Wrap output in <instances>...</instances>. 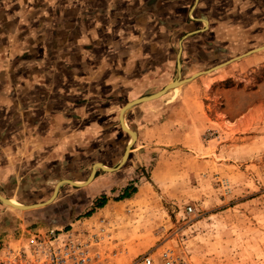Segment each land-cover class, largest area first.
Wrapping results in <instances>:
<instances>
[{
    "label": "rangeland",
    "instance_id": "1",
    "mask_svg": "<svg viewBox=\"0 0 264 264\" xmlns=\"http://www.w3.org/2000/svg\"><path fill=\"white\" fill-rule=\"evenodd\" d=\"M249 1V4L242 5L246 8L245 13L236 12V18L245 21L251 16L254 6L250 3L254 0ZM259 3L264 7V0ZM238 9L241 7L238 6ZM236 41L233 42L237 44ZM259 43L257 47L264 45V38ZM174 50L170 70L172 80L190 77L206 70L211 64L235 57L230 56L234 51L221 53L219 50L203 67L198 66L197 58L190 57L188 60L179 56L181 67L178 70L177 47ZM253 53H259L260 60L246 68L233 70L232 76L223 81L211 82L205 76L198 78L202 82L199 85L202 92L197 86L181 92L185 85L195 83L193 79L189 84L180 83L152 105V111L157 116L155 119L145 121L127 112L126 122L130 129L139 132L140 140H135L131 146L129 153L134 154L133 157L113 171L117 175L121 173V179L115 181L113 189L118 190L117 195H120L124 189L121 185L126 182L130 187L144 186L139 193L136 191L131 195L128 204L115 209L111 219H108L110 227L106 231L110 232V238L105 237L99 249L102 253L107 251L105 256L110 264H130L135 257L145 253H151L156 258L167 249L192 264H264V50ZM229 64L216 70L222 69L219 71L224 73V69L231 67H228ZM110 87L100 90L101 93L73 91L58 99L83 103L79 112L76 108H66L60 102L56 106H46L41 113L42 123L31 127L27 133L34 139L27 140L25 165L16 158L20 159L19 155L23 153L17 146L24 141H19L18 134L11 135L19 131L17 123L8 125L14 130L6 135V129L3 130L5 124L0 125V142L7 148L10 143L16 144L15 166L18 169L20 165L17 176L20 181L23 179L22 185L14 187L15 201L21 204L45 202L57 181L70 179L79 172H82L84 181L95 162L108 167L118 165L131 138L120 128L116 110L129 100L130 91L126 96ZM91 88L95 90L94 86ZM150 92L141 91L136 96ZM178 101L185 105V109L176 108ZM205 103L209 105L208 109L203 108ZM168 106H172L170 110ZM183 110L196 115L188 116L185 122L187 116L183 115ZM31 111L27 110L24 115H29ZM167 111H170L169 119ZM206 111L217 119L211 121ZM240 111L242 115L251 113L253 122L244 127L250 128L247 133L234 135L233 123L224 117L239 114ZM12 112L15 120L11 122H17L18 111L13 108ZM162 112H165V117ZM50 113L61 117L67 116L61 113H68L71 116L68 125L63 127L70 139H55L58 132L60 136L64 134L63 129H53V135L49 136L47 132L51 127H58L49 122ZM65 141L69 143V154L62 158L61 146ZM24 167L27 170L25 175ZM63 187L66 191L63 199L58 200L57 194L53 201L38 208L24 211L0 204V211L6 214L0 213V241L2 237L12 236L13 230L17 229L37 227L46 231L56 226L70 228L68 223L85 214L76 212L78 209H74L69 199L78 197L82 192L76 189L86 185H64L61 189ZM71 191L72 194H69ZM114 193L117 192L111 194L112 198L117 197L113 196ZM188 206L192 207L191 212L187 211ZM29 216L30 221L26 219ZM105 217L109 215L105 214ZM27 225L31 226L25 228ZM75 225L74 228L77 227Z\"/></svg>",
    "mask_w": 264,
    "mask_h": 264
},
{
    "label": "crops",
    "instance_id": "2",
    "mask_svg": "<svg viewBox=\"0 0 264 264\" xmlns=\"http://www.w3.org/2000/svg\"><path fill=\"white\" fill-rule=\"evenodd\" d=\"M261 1L263 0H254L250 3L254 6L253 13L243 21L242 18H236L235 14L245 13L246 8L243 6L249 4V0H0V125L5 124L4 135L14 130L8 127L10 123L18 125L19 131L11 133L18 134V140L24 141L17 146V149L23 150L19 155L20 159L16 157L18 162L20 160L25 165L27 140L34 139L27 133L31 127L42 123L41 113L46 106H56L60 102L66 108H76L78 112V109L83 108V103L78 104L74 100H58L64 94L84 90L101 93L111 86L114 92H122L126 96L130 91V101L141 97L136 96L137 93H154L172 80L170 70L176 47V56L181 49L180 57L197 58L196 63L203 67L209 64L219 50L221 53L225 50L234 51L230 56H236L257 47L264 38V7L259 3ZM232 38L238 43L235 44ZM226 39L232 41L228 42ZM223 40L226 41L224 44L221 43ZM258 54L253 53L231 62L228 65L231 67L224 69V73L219 69L210 72V75L205 73L202 77H195V83L187 87L185 84L193 80L184 83L181 92L194 86L202 92L203 89L199 86L202 82L198 78L205 76L211 82L223 81L232 76L233 70L246 68L260 60ZM212 65L214 64L210 67ZM154 75L156 77L152 78ZM157 99L140 103L128 113L132 112L136 118L140 116L145 121L155 119L157 116L152 111V105L157 104ZM178 102L176 108L185 109V105ZM121 106L116 110L117 120ZM208 106L205 103L203 108L208 109ZM171 107L167 108L170 110ZM13 108L18 111L17 122H11L12 119L15 120ZM27 110L33 112L24 115ZM190 112L182 111L187 116L185 122L188 121V116L196 115L195 112ZM241 112L224 117L233 123L234 135L247 133L250 128L244 127L253 122L251 113L242 115ZM53 114L50 113L49 122L58 127H51L50 132H47L49 136L53 135V129H63L64 134L61 133L60 136L58 132L55 139H70L63 127L68 125L71 116L68 113H61L66 117ZM166 114L169 119L170 111ZM166 114L162 112V116L165 117ZM206 115L211 121L217 119L211 112L206 111ZM125 117L127 119V113ZM129 118L130 121L133 120L131 116ZM126 119L125 124L128 126ZM120 128L122 129L121 125ZM72 137L71 135V140ZM136 137V140H140L139 132H136ZM15 145L10 143L7 148L0 142V194L10 201L15 198L14 187H19L23 181L17 176L20 165L18 169L15 166ZM68 146L67 141L62 144V158L69 154ZM34 155L36 156L35 153ZM133 155L129 153L128 159ZM26 171L24 167L23 175ZM79 173L70 176V179L75 182L83 181L82 172ZM118 179H121V173L117 175L115 172L104 173L97 170L86 187L76 189L82 193L69 199L74 209H78L76 212L85 214L68 223L73 229L76 224L83 239L85 223L99 217L104 218L105 214L109 215L106 218L108 220L115 209L131 201L132 196L119 200L111 197L113 192H117L113 196L118 194V190L113 189ZM127 185L126 182L121 186L125 188ZM135 186L136 193H139L144 184ZM57 194L58 200L63 199L66 194L64 187ZM75 198L80 200L76 201ZM102 200L103 206H97ZM0 213L6 215L4 212ZM26 219L30 221V216ZM29 226L31 225L25 228ZM54 229L64 231L69 228L56 226Z\"/></svg>",
    "mask_w": 264,
    "mask_h": 264
},
{
    "label": "built area",
    "instance_id": "3",
    "mask_svg": "<svg viewBox=\"0 0 264 264\" xmlns=\"http://www.w3.org/2000/svg\"><path fill=\"white\" fill-rule=\"evenodd\" d=\"M191 212L192 207L188 206ZM106 217L85 223L84 239L76 228L67 230L34 228L14 231L12 236L0 241V264H110L99 246L110 238V227ZM130 264H192L184 257L165 250L158 257L145 253L135 257Z\"/></svg>",
    "mask_w": 264,
    "mask_h": 264
},
{
    "label": "water",
    "instance_id": "4",
    "mask_svg": "<svg viewBox=\"0 0 264 264\" xmlns=\"http://www.w3.org/2000/svg\"><path fill=\"white\" fill-rule=\"evenodd\" d=\"M257 50L258 51L259 50H264V45H261L259 47L251 48V49L247 50L246 52H244L242 54H239V55H237L235 57L229 58V59H227L225 61H222V62H220L218 64H215V65H213L212 67H210L207 70L198 71V72L194 73L193 75H191L190 77H187V78H184V79H180V78L176 77L173 80H171L169 83H167L162 89H160V90H158V91H156L154 93H151V94H148V95H144V96H141V97H137L135 99L127 101L126 103H124L121 106V109L119 110V113H118L119 124L122 125V121H123V118H125V114L130 109H132L134 106L139 105L140 103H143V102H145L147 100L151 101L153 99L160 98L161 96H163L166 93H168L171 89H173V87H175V85H178L179 83H186V82L194 79L195 77H197L199 75H202V74H205V73H209V72H211L213 70H216V68L219 67V66H222V65L225 66V65L229 64L230 62H233L234 60H238L241 57H243V56H245V55H247L249 53H252L254 51H257ZM180 51H181V49H179V51H178V54H177L178 55V59H177V62H176L178 70L181 67V63L179 61ZM127 133H128V135L131 138L134 139V141L136 140L137 137H136V131L135 130L128 129ZM133 143H131L130 145H126L125 146V150H124V152L122 154L120 162L118 163V165L116 167H108V166H105L101 162H95L92 165V167H91V170H90V173H89L87 179L84 180L85 184H83V185L77 184V183H75L74 180H71V179H61V180H59V181H57L55 183L51 196L45 202L34 203V204H24V205H22L24 211L30 210V209H34V208H38V207H41V206H43L45 204L50 203L51 201H53L55 199L59 189L62 186H64V185H71L73 187H81V186L88 185L92 181V179L94 178L95 173L97 172V170H102V171H105V172H113V171L117 170V168L120 167L121 165H123L126 162V160L128 159V155H129V152L131 150V146H132ZM7 201H8V199L3 197V196H1V194H0V203H2L4 205Z\"/></svg>",
    "mask_w": 264,
    "mask_h": 264
},
{
    "label": "bare ground",
    "instance_id": "5",
    "mask_svg": "<svg viewBox=\"0 0 264 264\" xmlns=\"http://www.w3.org/2000/svg\"><path fill=\"white\" fill-rule=\"evenodd\" d=\"M257 51H258V50H257ZM254 52H255V51H254ZM252 53H253V52H252ZM249 54H250V53H249ZM247 55H248V54H247ZM222 66H223V65H222ZM220 67H221V66H220ZM179 84H180V83H179ZM179 84H178V85H175V87H178ZM175 87H173V88H175ZM170 91H172V89H171ZM153 100H154V99H153ZM147 101H149V100H147ZM147 101H145V102H147ZM121 127H122V129H123L124 131H126V132H127L128 129H130V128L125 124V118H123V121H122V125H121ZM130 138H131V137H130ZM133 142H134V139L131 138L130 141L127 143V145H130V144L133 143ZM75 183L80 184V185L85 184L84 181H83V182H75ZM5 204H7V205H11V206H15L17 209L24 210L23 207H22V205H24V204L17 203V202L14 201V200H11V201H10V199H8V201H7Z\"/></svg>",
    "mask_w": 264,
    "mask_h": 264
},
{
    "label": "trees",
    "instance_id": "6",
    "mask_svg": "<svg viewBox=\"0 0 264 264\" xmlns=\"http://www.w3.org/2000/svg\"><path fill=\"white\" fill-rule=\"evenodd\" d=\"M131 186V185H130ZM127 186L124 188L123 192L116 197V199H124L131 197L132 194H134L137 189L135 187ZM104 202L103 200L97 204V206H103Z\"/></svg>",
    "mask_w": 264,
    "mask_h": 264
}]
</instances>
